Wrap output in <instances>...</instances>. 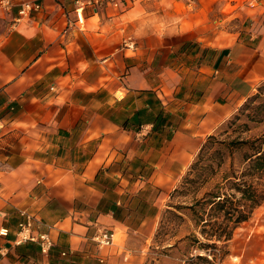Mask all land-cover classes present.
Returning <instances> with one entry per match:
<instances>
[{
    "label": "crops",
    "instance_id": "0c3cea01",
    "mask_svg": "<svg viewBox=\"0 0 264 264\" xmlns=\"http://www.w3.org/2000/svg\"><path fill=\"white\" fill-rule=\"evenodd\" d=\"M118 2L0 15V264H179L183 237L157 243L172 193L264 82V0ZM21 212L48 255L15 245ZM245 248L263 264L264 233Z\"/></svg>",
    "mask_w": 264,
    "mask_h": 264
},
{
    "label": "trees",
    "instance_id": "16d2710c",
    "mask_svg": "<svg viewBox=\"0 0 264 264\" xmlns=\"http://www.w3.org/2000/svg\"><path fill=\"white\" fill-rule=\"evenodd\" d=\"M263 123L264 82L216 134L206 139L186 172L184 185L191 184L199 189L215 181L201 198L188 206L176 207L191 212L198 233L187 239L197 249H217L219 245H227L236 230L264 203V132L243 137L251 131V124ZM229 129L238 132V136L220 138ZM197 258L207 261L203 256Z\"/></svg>",
    "mask_w": 264,
    "mask_h": 264
},
{
    "label": "rangeland",
    "instance_id": "374dc122",
    "mask_svg": "<svg viewBox=\"0 0 264 264\" xmlns=\"http://www.w3.org/2000/svg\"><path fill=\"white\" fill-rule=\"evenodd\" d=\"M223 2H221V4H224ZM232 10L233 8L228 6L225 13L218 14L217 21L220 22L221 16L226 17L231 15L230 13ZM232 25L235 30H238L239 28L241 29L242 27L239 19L233 20ZM228 131L229 132L226 135L220 136V138L226 139L238 136V132H233V129H229ZM262 132H264V123L259 125L251 124V131L244 133L243 137L249 138L257 136ZM183 178L178 185L177 191L173 193L170 203V211L167 209L161 218L157 243L167 245L169 243L177 242L178 238L183 237L184 242L175 253L177 258L181 261L179 264H234V258H237L239 262L243 263L246 259V254L244 255L242 250L246 249L245 247L247 245L249 246L250 241L255 237L264 233V203L254 211L248 222L244 223L236 230L233 237L234 240L232 239L233 241L231 240L225 246L219 245L217 249H197L192 241L187 239V237L197 232L191 212L186 209H177L176 207L192 204L195 199L201 198L204 193L212 187L215 181L198 189L191 184L184 185ZM201 240L203 239L201 238ZM258 245L259 244L253 245L255 247L254 253L257 252V254L259 253ZM247 251H249V247ZM197 256H203L207 261L209 260L210 263L206 260L198 259ZM247 258H249V256H247ZM151 264L157 263L151 262Z\"/></svg>",
    "mask_w": 264,
    "mask_h": 264
},
{
    "label": "built area",
    "instance_id": "2783aa9c",
    "mask_svg": "<svg viewBox=\"0 0 264 264\" xmlns=\"http://www.w3.org/2000/svg\"><path fill=\"white\" fill-rule=\"evenodd\" d=\"M76 6L75 15L79 25L84 24V12L86 9L91 8L97 11L107 4L115 7L119 6L118 0H73ZM14 0H0V15H9L14 8ZM41 10V5L36 2H24L20 5L18 16L14 19V24L27 19L33 12ZM21 220L18 223V233L15 240V245H22L26 243H36L40 246L41 252L48 255L53 248V241L46 233H40L34 229V218L27 212H21ZM9 234L8 229H1L0 236L7 237ZM94 242L99 247L111 246L114 242V233L107 231L100 232L94 237ZM237 262V263H236ZM237 258H234V264H240ZM264 264V262H263Z\"/></svg>",
    "mask_w": 264,
    "mask_h": 264
}]
</instances>
